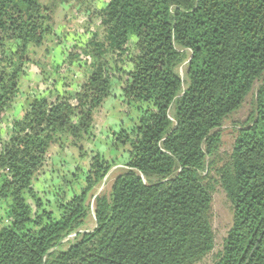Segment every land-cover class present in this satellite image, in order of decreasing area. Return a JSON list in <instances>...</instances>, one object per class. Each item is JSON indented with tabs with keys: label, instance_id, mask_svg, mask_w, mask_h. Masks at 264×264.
<instances>
[{
	"label": "trees",
	"instance_id": "trees-1",
	"mask_svg": "<svg viewBox=\"0 0 264 264\" xmlns=\"http://www.w3.org/2000/svg\"><path fill=\"white\" fill-rule=\"evenodd\" d=\"M104 1L100 33L67 52L69 66L81 58L89 69L77 90L56 89L61 64L46 73L37 62L49 87L8 120L52 14L40 0H0V264H195L214 247L204 171L220 126L264 77V0ZM114 71L126 75L122 103L140 104L138 116L112 134L126 162L84 232L89 194L115 160L94 154L79 191H59L53 203L34 184L52 145L95 139ZM256 90L218 170L234 216L214 264H264V80Z\"/></svg>",
	"mask_w": 264,
	"mask_h": 264
},
{
	"label": "rangeland",
	"instance_id": "rangeland-1",
	"mask_svg": "<svg viewBox=\"0 0 264 264\" xmlns=\"http://www.w3.org/2000/svg\"><path fill=\"white\" fill-rule=\"evenodd\" d=\"M52 14V31L40 47L32 48L29 52L33 62L26 65L20 82V90L11 110L7 113L8 120L24 108L34 95H44L45 88L49 87L42 83L41 70L52 71L56 64L60 65L58 91L70 89L77 90L79 84L88 75L89 69L81 58L69 66L67 52L73 47L81 48L83 43L88 42L93 34L100 33V21L97 15L98 9L106 1L98 0H40ZM64 61V62H63ZM80 66V67H79ZM120 66V65H119ZM184 66V65H183ZM183 66L179 69L184 77ZM123 70L128 67L122 64ZM111 96L108 97L95 113V139L81 141V148L73 147L65 142L63 148L52 145L47 152V160L44 167L36 176L34 188L41 196L53 203L59 191H66L71 195L78 192L83 186L82 172L88 170L91 158L94 154L103 155L108 161L115 160L116 164L107 174V178L98 187L94 188L87 200L88 212L86 224L80 228L84 232L91 231L95 226L93 216L94 201L99 194H108L114 179L123 169L127 155L121 145H114L112 134H117L121 129L130 131L138 116V105L127 106L122 103L123 97L120 86L127 79L123 73L114 71ZM256 81L251 92L246 96L237 112L227 117L218 132H220V144L216 153L207 158V166L204 175H207L205 184L209 187L212 202L209 211V221L214 239L212 251L195 264H214L222 251L227 232L233 222V208L222 187L220 186L218 170L225 165L230 158L233 144L239 134L240 128L249 124L254 111L256 89L261 84ZM7 120V118L5 119ZM7 120V122H9ZM7 137L4 136V139ZM76 178V181L74 179ZM78 180V181H77ZM78 182V183H77ZM69 195V196H70ZM72 240L63 242L62 248L66 249Z\"/></svg>",
	"mask_w": 264,
	"mask_h": 264
},
{
	"label": "built area",
	"instance_id": "built-area-1",
	"mask_svg": "<svg viewBox=\"0 0 264 264\" xmlns=\"http://www.w3.org/2000/svg\"><path fill=\"white\" fill-rule=\"evenodd\" d=\"M73 239V236H68L66 239L63 240V242H67L69 240H72Z\"/></svg>",
	"mask_w": 264,
	"mask_h": 264
},
{
	"label": "crops",
	"instance_id": "crops-1",
	"mask_svg": "<svg viewBox=\"0 0 264 264\" xmlns=\"http://www.w3.org/2000/svg\"><path fill=\"white\" fill-rule=\"evenodd\" d=\"M31 99V98H30Z\"/></svg>",
	"mask_w": 264,
	"mask_h": 264
}]
</instances>
